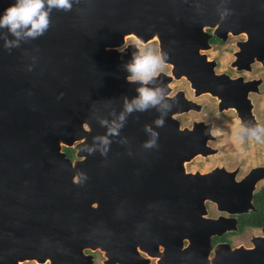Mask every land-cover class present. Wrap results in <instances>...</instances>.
Instances as JSON below:
<instances>
[{
	"label": "water",
	"instance_id": "1",
	"mask_svg": "<svg viewBox=\"0 0 264 264\" xmlns=\"http://www.w3.org/2000/svg\"><path fill=\"white\" fill-rule=\"evenodd\" d=\"M14 2L0 0V15ZM263 8L264 0H73L71 11L53 9L49 29L19 47L4 48V38L13 37L0 29V264H92L86 248H100L115 263L137 244L149 252L162 245L165 264H215L212 237L235 229L236 218L207 216L205 201L247 211L256 176L185 169L195 155L213 152L210 124L180 126L175 114L201 104L182 90L170 95L169 82L185 76L195 94L216 95L220 109L238 106L247 90L233 91L238 79L216 74L215 62L199 52L208 46L204 27L220 19L225 30L233 25L224 22ZM129 33L142 42L156 37L168 53L171 73L159 71L149 85L162 82L166 98L129 115L101 155L105 146L93 140L106 133L99 120L116 119L123 98L138 95L124 68L139 48L124 45ZM164 113V126L156 128ZM146 124L159 133L158 147H143L151 138ZM64 145L74 147V158ZM255 244L254 252L232 248L234 258L261 259Z\"/></svg>",
	"mask_w": 264,
	"mask_h": 264
},
{
	"label": "flooded vegetation",
	"instance_id": "2",
	"mask_svg": "<svg viewBox=\"0 0 264 264\" xmlns=\"http://www.w3.org/2000/svg\"><path fill=\"white\" fill-rule=\"evenodd\" d=\"M244 13L248 18L224 22H229L233 25L232 27H227L225 30L219 31L220 19H217L213 26L206 25L204 31L208 34L206 40L208 46L199 48V52L204 53L207 60L215 62L214 71L216 74L226 73L231 79H238L236 83H233V91L242 93L244 88L247 90L245 100L238 103V106L232 103L230 106L222 109L219 107V98L209 93L215 98V110L210 111L215 117L224 114L227 116V122L224 123L230 130L226 135L227 141L223 140L221 145H217L222 137L219 133L215 132L214 134L211 132L214 127L211 120L192 118L188 124H182L183 117L189 116V113L203 111L200 110L203 107L202 105L199 109L189 108L182 110L176 115L181 127H192L195 121H203L210 124L211 137L207 139L206 143L214 150L206 155L199 154L200 156L206 158L211 154L215 155L219 153L222 145L227 143L232 147L241 146L242 150L246 148V154L251 155L253 158L258 157L253 164L242 168L239 163L235 165L230 164V161L235 157L231 155V150L226 155H221L225 162L214 163L210 168L202 171L199 169L194 170L207 172L218 169L220 172L229 173V175L234 172L233 178L235 180H241L251 172L252 175L256 176L251 192V205L247 211L232 213L226 209H221L216 201L210 199L205 201L207 216L220 219L236 218L237 227L235 229L227 228L221 234H215V241H213L214 236L212 237V244H215V247L218 248L215 249V264H264V11H247ZM252 16L256 18L252 19ZM200 42L203 44L205 40H201ZM211 51L214 52L212 56L209 55ZM221 51L229 52V56L227 65L219 69L222 64ZM184 78L189 83L185 76ZM189 88L184 89L179 87L173 90L171 87L170 95H174L177 91L182 90L184 97L200 103L196 100L199 94H195L191 85ZM186 90L190 91V93H187ZM247 105H250V107ZM208 114H210L209 111L206 112V116H210ZM255 137H259V139ZM187 171L193 170L188 169ZM223 191L224 193H229L235 191V188L225 187ZM256 241L260 242L259 252L262 255L261 259L248 258L244 262L243 260L234 258L235 252L231 251L232 248L242 245L246 249L252 250L250 252H254V249L258 247L255 244ZM186 242L185 240V244ZM224 243H228L229 245L225 246ZM222 246L224 248L228 247L229 250H221ZM163 250V246L158 245L156 249H151L149 252L137 244L135 250L133 249L132 254L128 258H122V260L115 263H111L100 248H86L85 252L92 255V264H95L98 257L100 264H165V261L161 257ZM212 255L213 252H210L209 257Z\"/></svg>",
	"mask_w": 264,
	"mask_h": 264
},
{
	"label": "clouds",
	"instance_id": "3",
	"mask_svg": "<svg viewBox=\"0 0 264 264\" xmlns=\"http://www.w3.org/2000/svg\"><path fill=\"white\" fill-rule=\"evenodd\" d=\"M73 0H15L0 15V29H6L13 39L4 38V48L11 50L12 47H19V41L25 39H36L42 36L50 27V14L55 10L65 12L71 11ZM228 14L227 9L221 14V18ZM122 47L118 51L123 52ZM131 59L124 64V68L129 73L127 80L130 83H138L136 92L138 95L129 99L123 98V110L116 119H100L101 126L106 127V133L102 136H95L93 140H99L105 147L101 150V155L107 154V146L112 143L109 137L120 135V130L127 123V117L134 112H145L150 107H156L164 100L166 86L161 82L160 86L149 87L157 79L159 70L163 67L168 58V53L157 51L147 45L143 48H136ZM168 98V97H167ZM169 110L170 105H167ZM167 113L161 114L153 123L156 128L164 126ZM110 115H115L111 113ZM144 131L149 133L151 138L144 142L143 147L151 149L158 147L157 141L159 133L151 125L146 124ZM259 139V137H255ZM121 142H126L122 140ZM89 154L93 149L87 150ZM81 182L86 179L84 173L78 174Z\"/></svg>",
	"mask_w": 264,
	"mask_h": 264
},
{
	"label": "rangeland",
	"instance_id": "4",
	"mask_svg": "<svg viewBox=\"0 0 264 264\" xmlns=\"http://www.w3.org/2000/svg\"><path fill=\"white\" fill-rule=\"evenodd\" d=\"M125 42L126 43H124V45L127 43L135 42L139 48H143L145 45H147V46L159 51V46H158V42L156 39H154V40L151 39L147 42H140L138 40V38L135 37L134 35H128V36H126ZM213 54H214V52H212V51L209 52L210 56H212ZM220 56L222 58V64L220 65L219 69H222L223 66L227 65V59L229 56V52L221 51ZM171 67H172V65L170 63L168 64L167 62H165L163 67L159 71L171 73V70H170ZM169 85L172 87L173 90H175L179 87L184 88V89H190L189 88L190 85L186 81L184 76H181L179 78H173L171 80V82H169ZM186 91H187V93H190V91H188V90H186ZM193 97H195V96H193ZM196 100L199 101L201 103V105L203 106L200 109L203 111H200V112L195 111V112L189 113L190 114L189 116L183 117L182 124H185V123L188 124V122H190V120L192 118H197V119L204 118L205 120L206 119L211 120V122H213V124H214V127H213L211 132H213L214 134H215V132L220 134V136L222 138H220V142L217 145H221V142H223V140L227 141L226 135L230 131L229 127L224 125V123L227 122L226 121L227 120L226 114L215 117V115L210 111V110H215V98L213 96H211L209 94V92H202L201 94H199L196 97ZM224 110H227V109H224ZM208 111L210 113L208 115H210V116H206V112H208ZM175 115H177V114H175ZM222 131H223V133H222ZM245 149L242 150L241 146L232 147L226 143V144L222 145L219 153H217L215 155L211 154L206 158L200 156L199 154L195 155L192 159L185 162V167L187 170L191 169L193 171L196 169H199L201 171L208 169L214 163L216 164V163L225 162L224 158L221 155L222 154L226 155L227 152L229 153V151L231 152V150H232L231 155H234L235 157L230 161V164L235 165V164L239 163L242 166V168H246L247 166L253 164V162H255L258 157L256 156V158H253L251 155L246 154L247 150H245ZM248 149H250V148H248ZM20 264H49V263H48V261L37 262L34 259H27V260L20 262ZM95 264H100L99 257H98L97 261L95 262Z\"/></svg>",
	"mask_w": 264,
	"mask_h": 264
},
{
	"label": "trees",
	"instance_id": "5",
	"mask_svg": "<svg viewBox=\"0 0 264 264\" xmlns=\"http://www.w3.org/2000/svg\"><path fill=\"white\" fill-rule=\"evenodd\" d=\"M63 150L66 152V154L70 157V158H74L75 157V149L72 146H63ZM245 222V220H244ZM256 222V221H255ZM254 222V223H255ZM213 241H215V236L213 237Z\"/></svg>",
	"mask_w": 264,
	"mask_h": 264
},
{
	"label": "bare ground",
	"instance_id": "6",
	"mask_svg": "<svg viewBox=\"0 0 264 264\" xmlns=\"http://www.w3.org/2000/svg\"><path fill=\"white\" fill-rule=\"evenodd\" d=\"M128 35H134L135 37H137L135 34H133V33H129V34H127V35H125V39H126V36H128ZM138 38V37H137ZM155 39H157L156 37H154ZM153 39V38H152ZM138 40L140 41V42H142L139 38H138ZM151 40V39H150ZM126 43V42H125ZM38 262V261H37Z\"/></svg>",
	"mask_w": 264,
	"mask_h": 264
}]
</instances>
